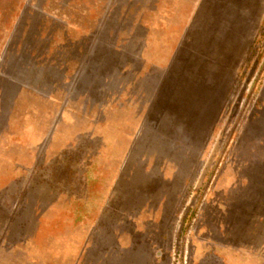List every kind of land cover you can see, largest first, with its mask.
I'll return each instance as SVG.
<instances>
[{
	"label": "rangeland",
	"instance_id": "rangeland-1",
	"mask_svg": "<svg viewBox=\"0 0 264 264\" xmlns=\"http://www.w3.org/2000/svg\"><path fill=\"white\" fill-rule=\"evenodd\" d=\"M6 240L264 264V0H0Z\"/></svg>",
	"mask_w": 264,
	"mask_h": 264
},
{
	"label": "crops",
	"instance_id": "crops-1",
	"mask_svg": "<svg viewBox=\"0 0 264 264\" xmlns=\"http://www.w3.org/2000/svg\"><path fill=\"white\" fill-rule=\"evenodd\" d=\"M14 241L6 240L0 248V264H33L30 251L13 246Z\"/></svg>",
	"mask_w": 264,
	"mask_h": 264
}]
</instances>
